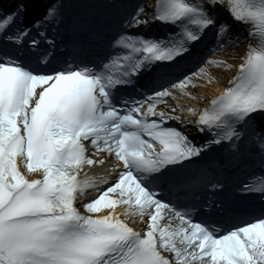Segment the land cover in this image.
I'll list each match as a JSON object with an SVG mask.
<instances>
[{"label":"snow or ice","instance_id":"1","mask_svg":"<svg viewBox=\"0 0 264 264\" xmlns=\"http://www.w3.org/2000/svg\"><path fill=\"white\" fill-rule=\"evenodd\" d=\"M0 264H264V0L0 2Z\"/></svg>","mask_w":264,"mask_h":264},{"label":"bare ground","instance_id":"2","mask_svg":"<svg viewBox=\"0 0 264 264\" xmlns=\"http://www.w3.org/2000/svg\"><path fill=\"white\" fill-rule=\"evenodd\" d=\"M246 46L245 42L240 43L238 46H235L233 48H230L228 50H226V52L219 54L218 57H222L225 55H230L233 52L235 53H241L244 51V48ZM230 63H236L238 62V58L236 60H230ZM212 75L213 76H217L219 77L218 81H214L210 84H205V82L203 80L200 81L201 84L204 85V87L202 88H198L196 89L197 91H202L207 97H211L212 95L216 94V92L218 91V89L222 86H226V79L230 78L231 75H234V71H227L224 69H213L212 70ZM187 103H196L199 104L200 106H203L202 104H206L207 100H195V101H186ZM190 116V115H189Z\"/></svg>","mask_w":264,"mask_h":264}]
</instances>
